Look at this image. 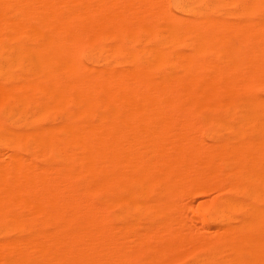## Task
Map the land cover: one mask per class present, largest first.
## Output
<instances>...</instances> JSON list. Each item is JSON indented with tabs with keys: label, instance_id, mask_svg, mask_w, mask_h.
I'll use <instances>...</instances> for the list:
<instances>
[{
	"label": "bare ground",
	"instance_id": "6f19581e",
	"mask_svg": "<svg viewBox=\"0 0 264 264\" xmlns=\"http://www.w3.org/2000/svg\"><path fill=\"white\" fill-rule=\"evenodd\" d=\"M235 1L244 17L264 3ZM223 5L0 0V110L10 123L0 120V159L8 158L0 162V264H126L107 255L103 209L88 199L114 191L135 211L162 196L147 204L157 226L133 240L154 242L158 254L174 250L196 233L180 197L207 187L227 196L198 205L203 229L221 225L195 234L205 254L196 264H213L222 244L231 264H264V206L255 203L264 195V97L255 90L264 86V17L256 29L230 21ZM83 47L91 62L119 57L125 67L88 68ZM198 109L217 113L205 124L225 133L207 142L189 113ZM56 114L57 122L17 128ZM221 206L242 214L237 228L224 224Z\"/></svg>",
	"mask_w": 264,
	"mask_h": 264
},
{
	"label": "rangeland",
	"instance_id": "374dc122",
	"mask_svg": "<svg viewBox=\"0 0 264 264\" xmlns=\"http://www.w3.org/2000/svg\"><path fill=\"white\" fill-rule=\"evenodd\" d=\"M172 1L173 0H167V2L170 5L172 4ZM227 1L224 0V5H223L222 9H223V12L227 13L228 19L230 21L232 20V21H236V22L238 21L240 23H243L244 21L246 22L247 20L248 21L250 20L252 23L254 22L253 25L255 26L256 29L259 27L258 26L260 24L259 22L261 21V18L264 17V3L262 4V6H260V8H257L258 10L256 9V11H254L250 16L244 17V15H242V13H241V10H240L241 8H239L240 7L238 5L239 2L237 4V2L235 0H234L235 2L233 0H231V1L229 0V3L227 4V3H225ZM236 6H237V8H236ZM231 10H232V12H231ZM171 11L173 13L177 14V12L173 8H171ZM229 13H231V14L229 15ZM153 43H154V41L149 40L147 42H144L142 46L149 45V44L152 45ZM109 44H110L109 41H106V42L100 44L99 45L101 48L100 51H102V49L105 48ZM259 45H260V43H258V46ZM135 48L140 49L141 47H140V45H137V46H135ZM180 49L183 51H188V49H186L184 47H181ZM90 51H91L90 47H83L81 49V53H80L81 62L84 65H86L88 68H92L95 70H103L107 67H111V68H114L116 70H121L125 67L123 65L122 59L119 57L118 58L117 57L111 58L105 62L104 61L98 62V63L97 62H91L87 58V54ZM170 69L171 68H169L168 66L163 67L162 72H165V73L169 72ZM261 84L262 83H260V85H258L255 90H256L257 95L264 97V86ZM3 113H4V109H1L0 110V120L3 121V123L6 126H10V123L4 120V114ZM184 113H186V112H184ZM189 113L190 114L193 113L192 115H195V122H196V124L198 123V128L200 127L199 130L201 131V133H199V134H201V136L207 142L215 134H217V133L218 134L219 133L224 134L225 133L223 131V129H221L220 127H217V126L212 125V124H205L206 120L212 121L213 119H216L217 115H218L217 113H210V112H206L205 110H199V109L198 110H189ZM190 114L187 113V115H190ZM184 115L185 114H183L181 116H184ZM57 117H59V116L56 114L55 116H51V117L44 118L41 120L29 119L26 122H21L20 124H18L17 128L21 129V130L26 129L28 127L40 128L44 125H47L48 123L59 121V118H57ZM181 118H183V117H181ZM55 119H57V120H55ZM3 158L6 159V161L3 160ZM3 158L0 159V162L1 161L7 162L8 158H5V157H3ZM8 162H9V160H8ZM191 176H193V175H191ZM209 188L207 187V189H206V191H204V193L202 192L201 194L200 193L196 194V196L192 194L193 198L191 197L192 195L189 196L187 193L188 198L191 197V199L190 198L188 199L187 196H185V194H184V197H183V195L181 197L179 196L181 198L179 200L184 201V208H181L182 213H184L183 215H185V213H187V215L184 216L187 219V221L186 220L185 221L187 224L189 223L188 226L191 225V227H192L194 225V227H195L194 231L191 228L192 233L193 232L195 233V231H196V233L198 232L197 234H199V232H200L199 236H201V235L207 236L208 232L210 235H213L214 230H216L215 228L218 229L221 225V224H217V225L207 226V227H204V228H207V230H205L202 228L201 222L199 221V218L196 216V211H197V208H199V206H198L199 204H201V203L206 204L207 202H213L215 204H218L221 199H223L224 197L227 196V191L225 189H224V191L219 189L220 190V192H219V190L211 189L212 187H209ZM121 196H122V198H121ZM88 199H89V201H91V203L94 204L95 207L98 206L96 208H102L103 209V215H104V218L106 220V225L103 226V231L109 235L110 242L112 243L111 244L109 242V246L106 247V249H108L107 250L108 254L107 253L106 254L112 260L114 259L113 260V262L115 261L114 263L124 262L126 264H196L200 260L204 259V257H205L204 250L201 249L200 247H199L200 248V250H199V248L196 244L193 245V243H195L194 238L197 235L196 233H195L196 235L195 234L193 235L194 236L193 240H190V239H192L193 236L192 237L189 236L190 237L189 242L187 240H185V238H187V237L184 238V241H187V242H184V243H186L185 245L177 247L174 250H169L170 252L167 251V252L161 253V254H158L156 252L154 253V250H152V248L155 246L154 242H152L151 246L147 247V248H140L139 246H137V244H135V241L133 240V239H135V237H134L135 234H138L139 232H141L146 226L150 227V228H155L157 226V221H156L157 217L153 214L154 213L153 211L155 210V207H153V206H155V204H152V206H149L150 204L148 202H149V200L154 199L156 202L160 203L161 202L160 199H163L162 196H159L157 194L156 195H150L148 198H146L144 200V204H145L144 207L145 208H143V210H139V211H135L131 208L130 205L123 203L124 202L123 194L116 192V191L104 195L103 198L98 197V196H90V197H88ZM186 199H188V200H186ZM118 200H120V201H118ZM189 200L193 201V205L191 204L192 206H190V207H192V208H190L189 207L190 204H188L187 206L189 208L186 209L187 206L185 207V203H192V201L190 202ZM135 201L137 202L136 199H134V202ZM255 203L260 207L264 206V195L259 196L258 199L255 200ZM147 204H149V205H147ZM151 209H153V210H151ZM183 210H184V212H183ZM223 210H224V213H223ZM220 212H222L221 214H223V215L227 214L226 218H224V224H226L229 228H231L230 225L232 227L235 226L234 228H237L239 225L238 226H236V225L238 223L240 224L241 223L240 221L243 218L242 214L239 212H227L226 209L224 208V206L220 207ZM212 216H213V213L211 211L207 212V214H206L207 221H209L210 217H212ZM126 221H128V222H126ZM154 221H155V223H154ZM130 222H131V224H129ZM122 224L125 226H123ZM6 225H7L6 221H1L0 222V230L5 228ZM126 227H128V229H126ZM124 230H126V231H124ZM210 231H211V233H210ZM107 232H109V233H107ZM113 233H115V234H113ZM118 233H119V235H118ZM120 235H123V236H121L122 238H120ZM16 236H17L16 233H10L8 235V238L11 239V238H14ZM124 243H125V245H124ZM110 247H111V249H110ZM122 247H123V249H122ZM183 248H184V250H183ZM229 248L230 247L227 244H222L219 251H218V255H217L216 259L212 263L213 264H231V262H230L231 258L230 257L233 256V253H232V251H230ZM119 252H121V253H119Z\"/></svg>",
	"mask_w": 264,
	"mask_h": 264
}]
</instances>
